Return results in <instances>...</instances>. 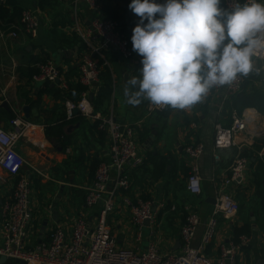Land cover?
<instances>
[{
  "label": "crops",
  "instance_id": "1",
  "mask_svg": "<svg viewBox=\"0 0 264 264\" xmlns=\"http://www.w3.org/2000/svg\"><path fill=\"white\" fill-rule=\"evenodd\" d=\"M224 1L221 0V7L225 8ZM99 2L100 17L117 21L131 41L132 29L138 20L128 8L131 0ZM24 10L34 11L39 17L36 39L24 31L15 39L10 36L19 27ZM94 18L95 14L86 5L74 8L59 0L0 2V129H10L11 120L19 115L32 125L38 142L36 144L27 135L17 147V152L27 162L24 174L32 185L31 236L34 244L45 242L53 228L69 225L84 213L85 189L92 185L98 166L110 158V140L99 129L98 123L81 117L68 121L65 113L66 101L77 103L80 100L81 61L91 52V47L101 46V39L89 34ZM103 56L108 64L97 56L101 65V84L99 89L90 92L89 100L101 117H113L116 122L135 129L139 151L145 160L144 166L131 175V190L117 197V209L108 218V225L120 245L135 249L137 236L131 225L130 211L124 206V197L134 202L152 201L158 206L153 241L165 255L179 250L184 206L191 204L203 222L195 242L198 245L204 225L214 211L215 184L220 183L221 177L228 172L241 148L249 160V168L245 180L231 188L240 212L231 222L220 218L219 233L209 247L208 255L216 257L221 244L233 240L236 232L241 230L251 235L253 243L243 252L238 264L263 263L264 114L251 108L250 103L254 91L264 90V73L263 77L258 75L254 86L246 88L244 96L226 100L224 91L219 93L210 89L189 108L173 109L170 106L164 113L150 114L146 107L148 101L133 107L125 103L123 96L126 80L138 75L142 67L141 57L134 52L133 59L125 60L115 51H105ZM47 59L61 71L66 90L60 83L33 82L35 66ZM256 66L262 69L264 62H257ZM233 111L240 116L250 114L253 121L237 138L236 147L217 152L214 150L216 126L229 127ZM200 144L205 146L201 159L202 194L193 196L187 191L189 160L185 149ZM15 185L16 179H8L0 187V211L5 201L13 197ZM242 197L247 206L243 205ZM100 208L90 217L98 214ZM1 223L0 214V226ZM148 238L141 242L142 250L148 246Z\"/></svg>",
  "mask_w": 264,
  "mask_h": 264
},
{
  "label": "built area",
  "instance_id": "2",
  "mask_svg": "<svg viewBox=\"0 0 264 264\" xmlns=\"http://www.w3.org/2000/svg\"><path fill=\"white\" fill-rule=\"evenodd\" d=\"M61 3L74 8L86 5L95 18L91 23L89 34L101 39V46L91 47L79 66V85L85 90L80 100L75 103L65 102V113L68 121L81 117L88 121L97 122L98 127L110 140L109 161L102 162L96 169L92 185L85 189L84 213L69 222L66 226L53 228L45 242L36 243L31 236L32 185L24 174L27 167L25 159L17 152L20 141L30 135L36 142V134L32 125L21 116L16 115L10 122V129H0V187L8 179H16L15 192L12 198L5 201L0 211V238L2 246L0 257H6L9 262L24 261L27 264H238L243 252L249 249L253 238L242 235L239 238L221 244L216 257L208 255V249L217 237L220 228V218L227 222L233 221L240 212V205L235 199L231 188L245 180L249 168V160L240 148L234 163L228 172L221 177L220 183L215 184V207L212 215L205 223L202 237L195 245L202 218L191 204L184 206L185 220L180 229V248L175 253L163 254L153 241V226L158 223V206L152 201L134 202L124 197V206L131 214V225L137 231L135 249L125 248L113 235L108 225V218L114 214L117 207V197L126 195L132 187V173L145 164L140 154L135 129L130 125L116 122L113 117L104 118L97 114L90 102V92L99 89L101 81V65L97 59L105 61L103 52L115 51L125 60L134 58L131 41L121 31L120 24L115 20L100 17L99 0H59ZM2 4L6 0H0ZM159 0L158 3H163ZM237 0H225V8H229ZM244 3L245 0H238ZM264 4V0H259ZM10 34L15 39L21 31L26 32L32 39L39 35L40 20L31 10L21 14L19 27ZM264 62V50L258 57H253L254 72L264 73L256 66ZM38 74L33 76L34 83L59 84L63 90L67 85L62 81L61 71L50 60L38 63ZM246 76L238 77L230 85L212 88L223 92L229 100L244 92ZM147 110L152 113H164L170 105L155 106L147 103ZM78 111V114L75 112ZM252 118L249 115L240 116L233 111L232 124L227 127L216 126L214 137L215 151H228L237 146V138L248 128ZM257 134V133H256ZM189 160V175L187 191L193 196L202 194L201 159L205 146L200 144L185 149ZM100 208L98 214L90 217L91 213ZM164 209V206H161ZM175 211L176 208L172 207ZM149 222V226L145 223ZM149 230L148 246L141 248L143 231Z\"/></svg>",
  "mask_w": 264,
  "mask_h": 264
},
{
  "label": "clouds",
  "instance_id": "3",
  "mask_svg": "<svg viewBox=\"0 0 264 264\" xmlns=\"http://www.w3.org/2000/svg\"><path fill=\"white\" fill-rule=\"evenodd\" d=\"M128 8L138 18L131 42L142 65L123 87L133 107L148 101L189 108L210 89L247 76L264 50L259 0L229 8L221 0H131Z\"/></svg>",
  "mask_w": 264,
  "mask_h": 264
},
{
  "label": "trees",
  "instance_id": "4",
  "mask_svg": "<svg viewBox=\"0 0 264 264\" xmlns=\"http://www.w3.org/2000/svg\"><path fill=\"white\" fill-rule=\"evenodd\" d=\"M4 11L6 12V9H4ZM22 14V13H21ZM48 60V59H47ZM45 61V60H44ZM44 61H42V62H44ZM36 74H38V71H37V69H36ZM35 74V75H36ZM34 75V76H35ZM258 75H261V77H263V73H258L257 74V72H254V71H252V72H250L249 74H248V76H246V84H245V89H244V91H246V88L247 87H249V86H251L252 84H253V86H254V83L258 80ZM33 78V77H32ZM264 78V77H263ZM262 83H263V81H261ZM83 91H85L83 88H82V92ZM244 93L245 92H243L242 94H243V96H244ZM241 94V95H242ZM244 98V97H243ZM251 105V108H255V109H257V110H259V111H261V113H263L264 114V90H260V91H254L253 92V99H252V102L250 103ZM242 235H248V236H251V235H249V234H247V233H244V232H242L241 230H238L237 232H236V236H235V238L234 239H236V238H239L240 236H242Z\"/></svg>",
  "mask_w": 264,
  "mask_h": 264
},
{
  "label": "water",
  "instance_id": "5",
  "mask_svg": "<svg viewBox=\"0 0 264 264\" xmlns=\"http://www.w3.org/2000/svg\"><path fill=\"white\" fill-rule=\"evenodd\" d=\"M76 114H78V111H76L75 112ZM263 185H264V183H263ZM214 204H215V201H214ZM47 224V223H46ZM147 226H149V222L147 221L146 223H145ZM9 263V261H8V259L6 258V257H0V264H8ZM15 264H27L26 262H24V261H15L14 262ZM13 264V263H12ZM260 264H264V262L263 263H260Z\"/></svg>",
  "mask_w": 264,
  "mask_h": 264
},
{
  "label": "rangeland",
  "instance_id": "6",
  "mask_svg": "<svg viewBox=\"0 0 264 264\" xmlns=\"http://www.w3.org/2000/svg\"><path fill=\"white\" fill-rule=\"evenodd\" d=\"M241 201H242L243 205H244V202L247 203L246 199L243 198V197L241 198ZM244 206H247V205H244ZM136 233H137V231H136ZM149 235H150V231H149V230H144V231H143L144 241L147 240V237H149ZM8 264H12V263L9 262ZM13 264H15V263H13Z\"/></svg>",
  "mask_w": 264,
  "mask_h": 264
},
{
  "label": "bare ground",
  "instance_id": "7",
  "mask_svg": "<svg viewBox=\"0 0 264 264\" xmlns=\"http://www.w3.org/2000/svg\"><path fill=\"white\" fill-rule=\"evenodd\" d=\"M250 115V114H249ZM255 115V114H254ZM252 119H253V117H252Z\"/></svg>",
  "mask_w": 264,
  "mask_h": 264
}]
</instances>
